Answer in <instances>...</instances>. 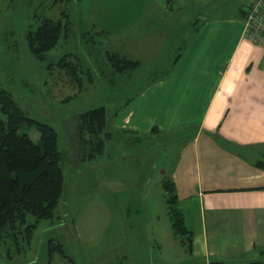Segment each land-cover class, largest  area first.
I'll return each instance as SVG.
<instances>
[{"label":"rangeland","instance_id":"rangeland-1","mask_svg":"<svg viewBox=\"0 0 264 264\" xmlns=\"http://www.w3.org/2000/svg\"><path fill=\"white\" fill-rule=\"evenodd\" d=\"M53 2L0 1V86L29 116L54 128L64 174V187L52 215L36 221L30 240L20 251L7 250L1 244L0 264L179 262L184 249L170 229L160 180L168 176L186 133L133 136L115 132L104 140L101 153L78 161L73 125L76 113L90 106L103 105L108 120L126 96L163 77L171 58L194 32L196 15L205 6L201 3L193 15L189 4L179 10L158 11L146 24V14L135 18L138 7L131 15L124 11L112 28L117 25L123 32L140 33V40L147 41L151 33L158 36L148 44L146 53L138 55L135 67L112 72L105 52L119 46L120 35L112 32L105 38L95 34L86 19L77 18L78 0L65 2L66 33L44 57L32 54L25 32L39 23L40 15L58 13L61 5ZM73 64L77 80L66 73V65ZM21 131L37 140L33 124H21L17 132Z\"/></svg>","mask_w":264,"mask_h":264},{"label":"crops","instance_id":"crops-1","mask_svg":"<svg viewBox=\"0 0 264 264\" xmlns=\"http://www.w3.org/2000/svg\"><path fill=\"white\" fill-rule=\"evenodd\" d=\"M78 1L77 18L86 19L98 36L120 35L112 50L138 62L158 35L151 33L146 41L140 33L114 29L116 17L124 11L134 14L138 7L135 18L146 14V24L155 19L152 13L189 4L193 15L204 4L194 32L164 76L117 104L105 129L110 136L186 133L165 178L173 183L184 226L191 232L190 254L182 250L179 262L171 263L263 259L264 169L252 162L264 156V49L243 33L241 7L247 0ZM65 2L54 0L61 7L51 17L66 23ZM118 4L125 7L117 9Z\"/></svg>","mask_w":264,"mask_h":264},{"label":"trees","instance_id":"trees-1","mask_svg":"<svg viewBox=\"0 0 264 264\" xmlns=\"http://www.w3.org/2000/svg\"><path fill=\"white\" fill-rule=\"evenodd\" d=\"M37 20L39 23L32 29L28 28L24 39L32 54L41 58L58 37L66 33L65 22L60 20V17L45 15H40ZM195 25L196 22L194 29ZM179 53L180 50L171 58L170 64ZM105 54L109 65L112 66V72L133 68L138 63L137 59L114 50L106 51ZM61 59L63 58L59 61ZM62 63L59 62L61 66ZM74 66L75 64L66 65V73L77 80ZM166 72L167 70L161 75L164 76ZM105 123L106 113L103 105L90 106L76 113L73 126L78 161L89 160L103 151L104 140L110 137ZM21 124H33L38 132L37 140H31L26 132L18 133L17 128ZM55 138L53 127L45 121L29 116L17 105L12 94L0 86V245H4L7 250L23 249L32 236L36 221L51 216L59 202L64 187V174L60 162L62 154L57 148ZM252 164L264 169V156L253 160ZM160 182L172 234L183 245L185 252L190 254L191 232L184 226L173 183L168 178ZM28 216L31 219H28ZM54 246L62 252L58 243ZM194 264L234 263L209 257L198 259ZM239 264H264V258H251Z\"/></svg>","mask_w":264,"mask_h":264},{"label":"built area","instance_id":"built-area-1","mask_svg":"<svg viewBox=\"0 0 264 264\" xmlns=\"http://www.w3.org/2000/svg\"><path fill=\"white\" fill-rule=\"evenodd\" d=\"M241 10L244 12V35L264 49V0H247Z\"/></svg>","mask_w":264,"mask_h":264}]
</instances>
